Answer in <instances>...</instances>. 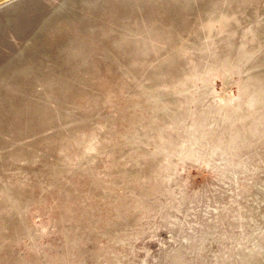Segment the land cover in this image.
Masks as SVG:
<instances>
[{
    "label": "rangeland",
    "instance_id": "1",
    "mask_svg": "<svg viewBox=\"0 0 264 264\" xmlns=\"http://www.w3.org/2000/svg\"><path fill=\"white\" fill-rule=\"evenodd\" d=\"M0 264H264V0H0Z\"/></svg>",
    "mask_w": 264,
    "mask_h": 264
},
{
    "label": "bare ground",
    "instance_id": "2",
    "mask_svg": "<svg viewBox=\"0 0 264 264\" xmlns=\"http://www.w3.org/2000/svg\"><path fill=\"white\" fill-rule=\"evenodd\" d=\"M62 6H63V5H62ZM65 7H66V6H65ZM57 13H58V12H57ZM54 18H55V17H54ZM49 19H50V18H49ZM49 19H48V20H49Z\"/></svg>",
    "mask_w": 264,
    "mask_h": 264
}]
</instances>
